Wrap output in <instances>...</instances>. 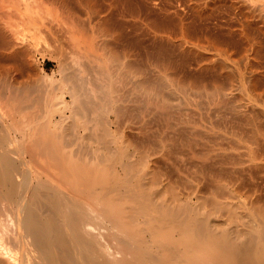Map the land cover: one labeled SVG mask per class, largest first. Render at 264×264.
<instances>
[{"label":"bare ground","instance_id":"bare-ground-1","mask_svg":"<svg viewBox=\"0 0 264 264\" xmlns=\"http://www.w3.org/2000/svg\"><path fill=\"white\" fill-rule=\"evenodd\" d=\"M55 1L62 6L63 10L65 9L67 21L69 19L73 22L76 21V23L81 22V24H84L87 20L86 22L90 24L97 23L101 25L110 19L111 14H113L110 11L112 7L120 8L122 12L126 14H132L133 16L138 15L140 17V10L143 4L142 0H111L109 4L107 3L108 5L104 3L108 6V8L105 7V9L97 4L98 0H76L78 5L80 4L83 6L84 11L87 10L84 16L75 14L76 10L72 11L74 10V6L72 7L70 5L69 7L72 10H69L67 1ZM186 1H188L187 4L189 3L194 8H197L196 10L201 16L205 12L207 13L215 2H219V0H204L202 6L200 3L201 0ZM225 1H230L232 3L231 5L234 6L246 20L251 19L254 13L252 11V9L254 10V6L257 7L259 5V8L257 7L259 10L260 7L264 8V1H259L260 4L256 0ZM31 2V0H22L21 6H23V9H21V6L19 7L22 10V12L20 10L21 13L16 12L19 8H16L17 10L15 7L13 8L17 15L18 13L21 14V19L19 20L23 22L20 23L25 24L24 28H26L28 32L26 31L24 34L28 33L27 36L29 37L27 38L30 40L35 37L37 38L38 33L42 32L41 24L43 25L45 23L43 21L45 18H42L41 15L37 17L33 14L35 9L32 10L31 7L34 2ZM254 2H256L257 5H255ZM185 3L186 2H184V4ZM72 5H74V3ZM40 6L38 8H41ZM262 10H260V12ZM37 11H35V14ZM9 13L12 14L13 12L9 11ZM66 13H64V15ZM1 15L2 14H0V16ZM7 16L12 19L13 15ZM43 16L46 17V15ZM16 18L18 19V17ZM122 21L121 24L123 26ZM171 21L173 22V20ZM5 24V21H3V25ZM81 24L79 25L81 26ZM13 25L11 24V27ZM247 25L246 23V26ZM250 25L251 24H249V26ZM16 26L13 27L17 28ZM83 26L84 25H82V27ZM98 27L102 26L99 25ZM8 29L10 31V28ZM12 29L13 28H11V31ZM1 30L2 29H0V36H3V39H0V41L7 39L9 35V33H7L8 35L5 38L4 31L6 29H3V33ZM66 30L71 32V36L76 31L75 28L71 29L70 26L69 28L67 27ZM82 30H84V28ZM23 31H25V29ZM54 31L56 30L54 29ZM13 32L11 34L14 35ZM16 32L17 31H15V33ZM112 32H109L107 29L104 30L103 34L105 36H111L113 33L115 34L116 30ZM120 32L121 31L116 34H120ZM83 33L81 31V35H83ZM22 34L20 36H22ZM79 34L80 33L74 36L76 39L75 41H89L86 37L87 40ZM85 34L86 33H84V36H87ZM32 41L34 42V40ZM32 41L29 42V46H26L28 45L27 43L23 44L22 41L20 46H16L13 38L10 50L9 48L6 49H8L11 54H18L15 57L17 58L19 56L20 59L19 57L18 59L21 60L23 59L21 58V53L24 52L26 47L32 50V47H30L32 45H30V43H33ZM8 42L9 40H7V43ZM90 43L87 44V50H91L90 48L92 46ZM83 47L86 48V46ZM33 50H35V48H33ZM1 51L3 52V50ZM9 52L5 53L10 55ZM31 53H33V51ZM14 55L12 56L14 57ZM12 56L10 55V58ZM27 56L29 55L27 54ZM23 60L26 59L24 58ZM21 62L22 61H20V63ZM1 63L2 62H0V65ZM128 63V61H125L123 66L126 67ZM63 66L62 68L64 70L65 68ZM13 68L15 69V67ZM3 69L4 68H2V70ZM10 69L11 68H9V70ZM125 70L129 72L127 69ZM122 71L121 75L118 73L121 77L124 74ZM6 74L8 75L7 70ZM67 75H64V77L60 79L62 81L59 80L57 82L53 80V84L49 82V87L47 81L45 84L47 88H44L43 93L41 91L39 96H37L38 94L35 92L37 98H34V93L32 97H30L31 94L29 96V92L32 90H28L29 92L19 90L20 88H16L14 84L8 85L9 88L6 87L5 89L2 88L5 86H0V264H264V208H262L264 205L258 206L259 204H256L258 206L255 205L256 211L251 209L254 208V204L251 207V205H249L251 200L247 203V201L240 198L241 191H239L238 185H235L236 183H230L232 180L229 182L227 180L214 181L212 184L213 186L209 187L213 194L210 195L209 192H206L209 193V195H207L198 187L199 185L193 186L192 183V186L187 185L188 181L186 185L185 183L183 185L184 181L181 177H178L179 179L177 180H179V182L180 179L183 181H181L182 186H180L182 190L176 191L174 190L175 178H171L169 172H164L158 166V161L163 159V162H165V160L168 159L166 157H169L167 155L165 157L166 159L163 158L166 155L164 148L166 144L168 145L167 142L172 140V138L169 139L170 137H167L168 135L166 136L165 128L169 126L174 127L171 121L174 109L177 110L178 107H181V102H179L180 99H178L177 96L181 94L182 97H184V87H186V85L183 89L181 86H173V83L169 81V87L172 85V87L176 88L171 87L172 89H169L166 87L169 77L167 78L165 75H163L162 82L161 79L157 81L164 84L161 85L158 83L159 86L161 85L163 88L165 86L164 90L169 89L174 96L176 95L175 92L178 93V90L183 89L181 91H184V95L182 94L183 92H179L180 94L178 93L179 95H176L177 100L174 99L179 101L173 103L174 101H167L165 98L158 95L156 90H158L160 94V90H162L161 87L160 89L155 88L156 90H150L147 88L148 85L146 86L142 79L138 77L140 74L134 75L137 77L133 81V87H138L135 90H138V96L141 94V97L139 96L141 99H137V104L133 103L135 104L133 108H127L128 106L126 105L123 107L117 102V99H115L112 102L109 101L111 104L109 108H106L107 111L105 114H99L97 117H93V119L88 116L89 119L85 118V120H80L81 116L78 115L81 112L84 113L85 109L83 105L89 102V98L88 100H84L83 94L86 92L84 95L87 97L89 93L84 87L86 91H83L84 93L81 92V94H83L79 97L80 93L78 91L83 90V85H81L83 83H78L79 86L81 85V88L78 90V88L76 89V86L78 87L77 80L79 79L76 77L78 76H75L77 80L73 77L76 80L74 81L73 78H71L72 76L68 77ZM3 76L5 77V75L0 77ZM47 76L49 75L47 74ZM110 76L112 75L110 74ZM117 77L118 76H115V78ZM129 77L131 81V76ZM9 78L12 77L9 76ZM48 78L50 79V76ZM48 78L47 80H49ZM81 78L80 80H83ZM3 79L5 80V78ZM8 79H6L7 83L10 80ZM4 80H2V84ZM111 80H108V82L112 83L113 81ZM125 80H127V76ZM54 81L56 83H54ZM127 81H129V79ZM165 81L166 83H164ZM72 82H75V84ZM215 83L216 82H214V84ZM158 84H156V86ZM241 84H243V82ZM242 88L245 87L242 86ZM115 90L116 89L111 90L113 91L112 93H115ZM191 91L193 94L194 90ZM67 95L70 99L67 98ZM187 95L186 97L189 98ZM107 96H110V93H107ZM193 96L194 95H192L191 98H193ZM81 98L83 99L82 103ZM114 98H116V96ZM183 99H181L182 103L186 101V99ZM237 99L239 98L237 97ZM84 101L86 103H84ZM192 101H194V99H192ZM195 102L196 100L194 103ZM86 105L85 108L89 107V104ZM185 105H189V103ZM130 106H132V104ZM81 109L83 111H81ZM122 112L127 113L126 116L121 117ZM238 114L239 112L237 115ZM153 120L156 121L154 124L156 127L154 126V129L151 128L150 124L153 123ZM89 121L92 122H90V125ZM90 128L93 129L94 134L91 133L92 137L95 135L94 137L96 139H94V141L96 142V146L89 144L88 148L87 146L86 148L83 146L84 149L82 148V144L84 143V141H82V137H84L83 130L85 131ZM131 129L135 130L136 135H133L134 133L132 132H130L132 133L131 135L126 133V130ZM119 131L122 134L121 136ZM87 132L86 135L90 133ZM91 133L88 137H91ZM86 137L87 136H85V138ZM91 139L93 141V138ZM170 145L169 142V146ZM248 146L249 145H247V147ZM167 148L172 147L167 146ZM163 150L164 156L161 157V160H158V158L163 155ZM167 151L168 150H166V152ZM248 160H250L252 164L254 157L249 155L247 162H250ZM109 162L110 164H107ZM194 179L192 178L191 181ZM177 184L178 183H176L175 186L178 187L179 184ZM253 190L252 192L255 193V190ZM252 203H254V201Z\"/></svg>","mask_w":264,"mask_h":264},{"label":"rangeland","instance_id":"rangeland-1","mask_svg":"<svg viewBox=\"0 0 264 264\" xmlns=\"http://www.w3.org/2000/svg\"><path fill=\"white\" fill-rule=\"evenodd\" d=\"M31 1H32L31 3L34 2V4L31 7L32 10L35 9L33 11V14L36 15L37 17L38 15L39 16L41 15L42 18H45V20H43L45 23L43 25L41 24L42 32L38 33L37 38L35 37L34 39L30 40L29 38H27L29 37L27 36L28 33L24 34V32L26 31L28 32V30L24 28L25 24L24 23L21 24L23 21L21 22V20H19L21 19L20 17L21 15L20 13L22 12L21 9H23V6H21L22 0H3V1L0 0V9H1L0 14L3 15V16L1 15L2 17L0 16L1 17L0 29H2L1 30L2 33H3V29L4 30L6 29L4 31L5 38L8 35L7 33H9L7 39L1 40L2 42L0 41L2 45L0 46L4 48L2 49L0 47V62H2L3 64L5 62L4 64L5 67L3 66L2 63H1L2 66L0 65L1 67L0 76L5 75V77L4 76L0 77L1 79L0 84H2L3 82L2 80H4L3 78H5L3 83L4 85L3 84L0 85L1 87L5 86L2 88L4 89L6 87L9 88L8 85L14 84L16 88H20L19 90H24L26 92L32 90L29 92V96L31 94L30 97L34 95V98H37V96H39V93H41V91L43 93L44 88H47L46 87L47 85L48 87L50 86L49 82L52 83L53 80L58 82L60 79L64 77V75L67 74H69L67 75L68 77L72 76L71 78L73 77L75 78V76H78L76 77L79 78L78 80L75 78L78 81L77 82L78 87L76 86V89L78 88L79 90L81 88V85H83L82 86L83 90L78 91L80 93L79 97L86 91L84 90V87L85 89H87V92L89 93V96L87 97L84 95L86 94V92L83 94L84 100H88L89 98V102L87 101L89 107H86L87 108L86 110L85 105L87 103L84 101V103L86 104L83 103L84 105L83 104L82 105L84 106L85 111L84 113L81 112L78 115L81 116L80 120L81 119L85 120V118L89 119L92 117L91 119H93V117H97L99 114H103V113L105 114L107 111L106 108L107 107L109 108L111 102L115 99H117V102L123 107H125L124 105H126L128 106L127 108L130 109L133 108V105L137 104V99L141 97V94L139 95L140 97L138 96L139 94V92H137L138 90H135L138 87L135 88L133 87L134 86L133 81L137 77V76L135 77L134 75L140 74L141 76L139 75L138 77L142 79L143 83L146 84V86L148 85L147 88L150 90L160 89L161 85H164L161 84V82L163 81L162 79L163 75H165V77L167 76V78L169 77V79H171L169 80L166 78L168 80V81L166 80L167 83L170 81V83L172 82L173 83L172 85L175 87L181 86L183 88L186 85V87H184L185 89L183 88L185 91V95H184V91H181L183 89L181 88H178L181 90L177 89L178 93L183 92L182 94L184 95L185 98L182 97L180 93L179 94L181 96L177 92H175L176 95H179L177 97L178 99H180V101L179 100L178 101L181 102V107H178L177 110L174 109V114L171 118L174 127L169 126L168 128L166 127L167 129L165 128L166 136L168 135L167 137H170L169 139L172 138L174 142L172 140L167 142L168 145L166 144V147L164 148L166 155L164 156L163 153L164 150H163L162 151L163 155L160 156L158 160H161V157L163 156L164 159L166 158L168 159H166L165 162H163L164 161L163 159L161 161H158L159 163L157 162L161 170L167 173L169 172L171 178L173 179L175 178L174 190L176 191L182 190V187H180L182 186L181 183L184 181L183 185L184 183L186 185L188 181L187 185H191V183L193 186L199 185L198 187H200L202 191H204L205 193L209 192L211 195L213 193L212 191H210L209 187L213 186L212 184L214 183V181L227 180L229 182L230 180H232L230 181V183L232 182H234V184L236 183L235 185H238L239 191H241L240 198L244 201H247V203L251 200V202H249L250 203L249 205H251V207L254 204L253 205L254 208L251 209L256 211L257 210L255 208L256 204L257 205L259 204L258 206L264 205V201H261L264 200V166H262L264 165L262 164L264 163V10H262L264 8L260 7V10H262L260 12V10L258 9L259 5L257 6L258 8L254 6L255 11L252 9L254 13L251 16L250 19L251 21H250L249 19L246 20L244 16L234 6L231 5L232 3L230 1H225V0H221L223 2H221L220 0L219 2H215L212 8L209 11H207V13L205 12L206 14L205 13L202 14V16L199 15V12L196 10L197 8H194L189 3L187 4L188 1L186 0L185 1L184 0H142L143 4L141 9L142 11L140 10L141 12L140 17L138 15L133 16L132 14H126L125 12H122L120 8L112 7L110 11L113 14H111L110 12L111 14L110 19L102 23L103 25L97 23L90 24L86 22L87 21L86 20L84 24H81V22L80 23L77 22L81 24L80 26L79 24L76 23L75 20H74L75 22L69 19L67 21V18L65 17L67 16V13L66 11H64L65 9L63 10L62 6H60V4L57 3V1L55 0H39V2L38 0L35 1L31 0ZM65 1L68 2L67 6L69 10H72L69 7L70 5L72 7L74 6L73 7L74 10L72 11L76 10L75 14L85 16L87 10L84 11L83 6L80 4L78 5L76 0H71V2L70 0H65ZM100 1L101 0H98L97 3L100 7L108 8L107 5L111 0H106V1L103 0L101 2ZM256 1L261 2L264 0H256ZM184 2L186 3L184 4ZM203 2L204 0H201L200 2L202 6H203ZM39 3L41 6L39 5ZM73 3L74 5H72ZM104 3L105 4L108 3V4L105 5ZM254 3L255 5H257L256 2ZM10 5L13 7H11ZM20 6L21 9L19 8ZM39 6L41 8H38ZM14 7L15 9L19 8L18 9L19 11L16 9L17 10L16 12H20L21 10V12L18 13V15L16 14L15 9H13ZM42 9L43 10L46 9V10L43 11ZM9 11L13 13L11 14L9 13ZM35 11H37L38 13L36 12L35 14ZM118 11L119 12L121 11L122 13L121 12L119 13ZM64 13L66 14L64 15ZM42 14L46 15V17L43 16ZM7 15L10 16L13 15L12 19L11 17L9 18V16ZM14 16L18 17V19ZM54 20H55V24H54ZM171 20H173V22ZM3 21H5L6 23L5 25H3ZM121 21L123 23V26L121 24ZM246 23L248 24L247 25L248 27L246 26ZM11 24L12 25L14 24L13 26H16L17 28L13 26L11 27ZM249 24L251 25L249 26ZM2 25L3 27L4 26L5 27L3 28ZM82 25L84 26L82 27ZM99 25L102 27H98ZM69 26L71 27V29L75 28L76 30L75 33L72 35L73 37L71 36V32H68L69 30L68 31L66 30L67 27L69 28ZM8 28H10V31ZM11 28L14 29V32L13 29L11 31ZM22 28L23 30L25 29V31H23ZM83 28L84 30H82ZM54 29L56 31H54ZM87 29L88 30L90 29L92 31L90 30L88 31ZM107 29L109 32L110 31L112 32L115 29L116 32L115 30L113 31L115 32V34L118 33L119 31L121 32L120 34H116V35L112 32L113 34L111 36H105L103 32L104 30ZM247 30L250 32H248ZM15 31H17L16 33L18 35L15 33ZM81 31L82 33L83 32L86 33L85 35H87L88 37L84 36V33L83 35H81ZM12 32L14 33V35L11 34ZM78 33H80L79 34L80 36L84 38L86 37L89 41L86 42L75 41L76 39L74 36L78 35ZM21 34L22 36H20ZM240 37L242 40L240 39ZM9 38L12 40H10ZM13 38L15 42L13 43L16 46L17 45L20 46L22 44L21 41L23 42V44L27 43L28 45L26 46H29V42L34 40V42L32 41L33 43H30V45L32 44L30 46L32 47V50L25 46L26 47L24 49L25 53L24 52H22L23 54L21 53V58L23 59L25 58L26 60L23 59L19 60L20 59L19 56H18L19 59L18 57L17 58L15 57L18 54L14 55L11 54V52H9ZM0 39H3V36ZM7 40H9L8 43ZM16 41L19 42L20 44L17 43ZM88 42L89 43L92 42L90 43V45L92 46L90 48L91 50L89 49L87 50V44H89ZM83 46H86V48H84ZM6 48H9V50ZM33 48H35V50H33ZM1 50H3V52ZM4 51L6 53L9 52L11 56L14 55L16 59L13 56L12 57L15 60L12 57L10 58V55H7ZM30 51L31 52L33 51V53H31ZM27 54L29 56H27ZM20 61L22 62L20 63ZM125 61L129 62L126 67L123 66ZM61 65L62 66L64 65L63 66L65 68L64 70ZM12 66L15 67V69L17 68L18 70L16 69L15 71V69ZM2 68L4 69L2 70ZM9 68L11 69L9 70ZM61 68L63 71L61 70ZM125 69H127L129 72H126ZM6 70L8 71V75L11 76L12 78H9V76L6 74ZM121 71L122 73L124 72L122 77L119 76V74L121 75ZM47 74L50 76L51 80L48 78L49 76H47ZM110 74L113 77L110 76ZM115 76L118 77L115 78ZM126 76H127V80L129 79V81L125 80ZM129 76H131V81ZM46 77L50 81L47 80ZM74 78L73 80L76 81ZM80 78L83 80H80ZM121 78L122 79L124 78L123 79L124 81ZM6 79L9 80L8 82L9 84L7 83ZM160 79L161 82L160 83L157 82L160 81ZM108 80L109 81L111 80L113 82L112 83L108 82ZM47 81L48 84L45 85ZM55 81L54 83H56ZM166 81L164 83H166ZM214 82L216 83L214 84ZM240 82L241 83L243 82L244 85L241 84ZM78 83L80 84L83 83V84L79 86ZM158 83L161 85L159 86ZM73 84H75V82ZM156 84H158L157 85L158 87L156 86ZM26 85H29L31 87ZM172 85L170 86L172 87ZM242 86L245 88H242ZM110 87L112 88L115 87V88L112 89ZM166 87L169 89L175 88V87L172 88L169 87V83L166 85ZM32 88H34L35 90ZM161 88L162 90H160L161 91L160 94L159 91L156 90L160 97L165 98V100L167 101L172 100L174 101L173 103L178 102L176 101L177 100L176 95L174 96L169 89L164 90L165 86L164 88L163 86ZM110 89L111 90L116 89L114 91L115 93H112L113 91H111ZM191 90H194L193 94ZM162 91H164L165 93ZM81 92L83 93L81 94ZM186 92L188 95L186 94ZM107 93H110L111 97L107 96ZM112 94L115 95L116 98H114L115 96H113ZM191 94L194 95L193 98H191L192 97ZM186 95L189 98H187ZM237 97L239 99H237ZM67 98L70 99L68 95ZM82 98H81V103L83 102ZM181 99L183 100L186 99V101H184L185 103L183 102L184 104L182 103ZM192 99H194V101L196 100V102L197 101L200 102L201 104L198 102L194 103ZM109 101L111 102L109 103ZM188 103L189 105H185ZM131 104L132 106H130ZM183 105H185L186 107ZM82 109L81 111H83ZM238 112L239 114L237 115ZM126 114L127 113L122 112L121 117L126 116ZM90 122L91 121H89V125ZM152 122L153 123H150L151 128L154 129L156 127L154 125L156 121L153 120ZM241 123H243L244 125ZM131 130H126V133L130 135L134 133L133 135H136L135 130L134 129ZM87 131L93 133V129L90 128V129H86L85 131L83 130L84 137H82L83 140L82 139L81 140L84 141V143L82 141L81 142L84 145L82 144V148H84L83 146H85V148L87 146L88 148L89 144H93L94 146H96V142L94 141V139H96L94 137L95 135H93L92 137V133H91V137H88L90 136V133L86 135ZM119 133L121 136L122 134L120 131ZM85 136L88 137V138L86 137L87 139L93 138L94 142L92 141V139L87 140ZM253 137L255 139L256 138L258 139L255 140ZM169 142L171 144L170 146H169ZM247 145L249 146L247 147ZM167 146L172 148H167ZM166 150L168 151L166 152ZM167 155L169 157H166ZM249 155H252L254 157L255 162L252 161V164L250 160H248L250 162H247V159H249ZM107 164H110V162ZM185 176L186 177L190 176V177L186 178ZM178 177L179 178L181 177L183 181L180 179L179 182V180H177L179 179ZM192 178L193 179L195 178L196 180L194 179L193 181H191ZM204 179L207 182H205ZM176 183L179 184V185L177 184L178 187L175 186ZM206 183L208 186L206 185ZM252 190L255 193H253ZM209 193L206 194L209 195ZM246 193L248 196L246 195ZM253 201L254 203H252ZM262 208H264V206H262Z\"/></svg>","mask_w":264,"mask_h":264}]
</instances>
